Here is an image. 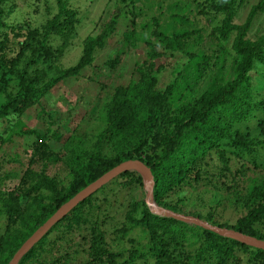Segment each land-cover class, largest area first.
Instances as JSON below:
<instances>
[{"label": "trees", "instance_id": "obj_1", "mask_svg": "<svg viewBox=\"0 0 264 264\" xmlns=\"http://www.w3.org/2000/svg\"><path fill=\"white\" fill-rule=\"evenodd\" d=\"M69 1L55 0L57 12L40 31L19 23L6 26L0 1V123L9 121L4 136L0 132V146L24 133L30 147L27 165L41 164L39 171L27 166L0 173V264H8L60 205L128 159L149 167L157 205L264 240V29L260 25L251 32L260 16L264 21V0L250 7L243 22L236 18L246 0H177L167 4L171 25L161 23L165 12H160L139 29L127 23L118 34L119 20L131 12L125 9L83 39L76 62L41 67L59 60L65 50L71 35L65 29L73 30ZM117 1L121 6L137 0ZM193 9L212 27L209 34L199 19H190ZM115 34L120 46L102 62L110 75L121 55L139 42L145 55L134 64L135 76L114 86L101 109L94 143L87 145L92 147H81L69 159L66 180H59L46 172L49 163L60 160L46 143L49 134L59 138L58 133L14 124L35 105L45 112L40 99L56 84L94 68L99 50ZM59 35L63 44L54 47L50 39ZM176 55L181 60L159 88L164 69L159 59ZM98 68L92 78L108 76ZM12 80L17 88L8 91ZM201 81L204 88L194 90ZM74 132L65 146L90 142ZM10 176L18 178L12 188L5 185ZM137 189L138 198L126 192ZM126 196V206L120 203L112 211ZM144 197L141 175L120 173L56 222L17 264H264V249L153 214Z\"/></svg>", "mask_w": 264, "mask_h": 264}, {"label": "rangeland", "instance_id": "obj_2", "mask_svg": "<svg viewBox=\"0 0 264 264\" xmlns=\"http://www.w3.org/2000/svg\"><path fill=\"white\" fill-rule=\"evenodd\" d=\"M1 1V0H0ZM177 0H137L135 5L133 3H123V9L118 6L117 0H70L68 5V10H71L70 15H68L70 21V26L73 30L66 28L67 32H70V37L66 41L65 50L59 60L52 61L47 60V63L40 66L47 67L50 63L57 64L59 66H68L76 62L82 50L83 39L88 35H96L99 33L102 22L110 19L111 15L123 10H130L131 12L124 13L119 20L120 28L118 34L126 29L127 23L131 22V25L139 29L144 21H149V19L154 14H159L160 12H165L163 17L160 19L161 23L166 26L171 25L169 15V8L167 4L169 2H175ZM187 0H180V2H185ZM258 0H246L242 10L239 12L236 22H243L247 11L250 7L254 5ZM135 7V10L133 8ZM1 7L4 9L3 20L6 26L14 25L16 23L21 24L24 27L37 28L40 31V27L44 25L47 20L53 17L57 12V7L55 0H2ZM182 11V10H181ZM190 19H199L197 21L200 26H205L203 28L204 33L209 34L212 28L206 25L205 18L202 15L195 13H189ZM262 16L257 19L251 32H255L256 28L262 25L261 29H264V21ZM130 25V27H131ZM3 31H7L6 27H3ZM28 29V28H27ZM119 36L114 35L109 39L108 43L99 50L95 61L93 63L94 68H87L85 72L75 78L66 79L55 86H53L50 91L40 99V105L43 106L42 112L40 107L34 106L29 108L23 113L22 116L18 117V120L23 126H19V122L14 124L16 128L24 127L30 129H36L40 131L50 130L57 132L59 138H53L51 134L46 139V143L49 144L51 149L57 154L58 160L56 163H49L46 172L59 180H66V173L68 169L69 159H74L76 153H79V149L89 144L94 143L95 136L100 126L102 125V120L100 118L101 109L108 102L109 97L114 93V86L119 84H126L127 79L134 77V64L137 60L143 59L145 55V44L139 42L136 47L132 48L126 55L123 53L121 55L120 66L117 68L116 73L110 75V69L102 66V62L107 58L106 54L111 55L117 47L120 46ZM50 43L54 47L63 44L61 36H54L50 39ZM209 49H213V45L207 44ZM163 62L164 69L159 74L158 85L159 88H163L167 81L169 80V74L174 66V63L179 62V55L167 56L159 59ZM59 61V62H58ZM102 66V67H101ZM99 67V68H98ZM98 71L104 75L108 73V76H102L100 79L92 78V72ZM264 85V84H263ZM17 88L14 81H10L7 87L8 91H14ZM203 89L202 81L196 86L194 85V90ZM192 90V91H194ZM12 122H16V118H11ZM7 122L3 119L0 123V132L3 131L2 136L6 127ZM72 129H75V134L84 136L85 140L82 145L77 140L73 145L65 146V139L68 138ZM77 131L79 133H77ZM258 132V131H257ZM53 134V133H52ZM24 133L15 134L12 136L10 142L4 143L0 146V173L1 176L10 171H23L27 166L32 170L33 168L38 171L41 168V164L35 163L33 166L27 165L28 158L30 155V150L27 147V140L24 137ZM30 140H35L34 135L29 136ZM28 138V140H29ZM31 141V142H32ZM30 142V143H31ZM92 147V145H90ZM91 147L87 146V149ZM74 149V150H73ZM17 157V160H7ZM17 176L20 172H16ZM143 181V180H142ZM18 182V178L10 176L6 179L5 185L8 188L14 187ZM154 185V181H153ZM144 187V184H143ZM145 196H146V189ZM126 191V190H125ZM126 192H131L135 197H140V192L138 189L136 191L127 190ZM153 194V186H152ZM145 200V197H144ZM153 200V199H152ZM128 198L125 199L118 198L112 211L116 210L115 207L122 204L123 207L126 206ZM118 209V207H117ZM3 225L0 223V231ZM132 233V236L139 238L138 235ZM142 241L139 239L138 241ZM143 242V241H142ZM126 246V244H125ZM128 247V244H127Z\"/></svg>", "mask_w": 264, "mask_h": 264}, {"label": "water", "instance_id": "obj_3", "mask_svg": "<svg viewBox=\"0 0 264 264\" xmlns=\"http://www.w3.org/2000/svg\"><path fill=\"white\" fill-rule=\"evenodd\" d=\"M126 171H136L141 175L144 187L146 189L145 202L153 214L172 217L184 222L193 223L204 229L213 231L219 235L235 239L243 244L264 249V240L262 239H258L254 236L241 233L234 229L213 225L198 217L174 212L170 209H166L162 206L157 205L152 200L153 175L149 167L138 159H128L111 168L109 171L101 175L92 183L88 184L86 187L77 192L73 197H71L69 200L60 205L58 209L22 243V245L12 256L8 264H17L22 258V256L27 253L33 247V245L38 240H40L56 222H58L80 201L84 200L95 190L100 188L105 183L109 182L111 179H113L120 173Z\"/></svg>", "mask_w": 264, "mask_h": 264}]
</instances>
